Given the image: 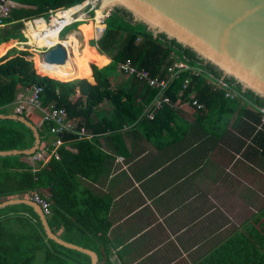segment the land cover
Here are the masks:
<instances>
[{
  "label": "trees",
  "instance_id": "1",
  "mask_svg": "<svg viewBox=\"0 0 264 264\" xmlns=\"http://www.w3.org/2000/svg\"><path fill=\"white\" fill-rule=\"evenodd\" d=\"M18 1L20 6L14 8L8 18V21H14L13 26L0 30V44L8 38L23 35V19L42 15L48 7L61 10L84 0ZM80 22L85 21L75 23ZM3 47H7V43ZM95 49V60L89 61L79 76L62 79L41 70L29 49L18 46L10 48L0 56V113H9L7 105L16 99L19 89L37 83L44 87L43 106L54 104L65 107L69 117L77 120L80 129L92 130L99 135L118 133L124 124L135 122L157 127L164 116L173 118L175 109L166 106L154 119L142 115L156 90L143 83L139 88L137 84L140 82L133 77L129 87L114 88L112 75L119 70L120 62L129 59L155 76L165 75L172 64L176 68L184 65L202 66L216 74H223L220 68L206 61L191 47L168 37L164 32L155 35L143 22H134L132 12L122 6H116L106 19L105 32L97 40ZM104 55L110 56L109 63V58ZM186 78L190 79V83L184 89ZM227 79L242 91V84L234 77L227 76ZM78 92L79 97L74 98ZM192 92L209 111L218 112L216 126L233 127L240 130L242 137L251 136L254 145L249 147L259 148L264 157V131L253 136L255 124L261 120V113L253 108V104L263 105L264 96L244 90V98H228L223 88H214L204 75H196L192 70H182L166 90L177 103L189 100ZM138 96L141 99L138 100ZM105 101L114 107L112 113L95 120V113ZM198 110L202 113L206 111ZM38 128L42 141L51 134L47 123ZM117 133L113 135L114 138L118 137ZM61 138L64 144L59 149L60 158H51L36 175L30 171V164L24 159L31 155L0 156V203L18 195L26 197L28 192L35 189L41 191L52 203L53 214L48 216L51 228L64 226L68 233H79L83 237V246L97 251L103 264H114L105 248L110 223L107 214L100 213L103 210L107 213V208L102 210L92 193L85 196L77 192L79 176L92 178L91 161L95 156L106 154L100 149L98 140H80L74 132L69 131L64 132ZM34 142L33 130L25 123L15 119H0V151L26 149ZM21 208L30 211L36 220L18 215L17 211ZM62 209L70 216H66ZM16 222L20 223V230H14ZM65 250H71L75 255ZM104 250L105 253H102ZM39 251L44 252L43 264H92V258L86 252L66 247L49 238L32 206L10 204L0 208V264H35ZM198 264H264V216L257 217L245 230L232 232L223 244Z\"/></svg>",
  "mask_w": 264,
  "mask_h": 264
},
{
  "label": "crops",
  "instance_id": "2",
  "mask_svg": "<svg viewBox=\"0 0 264 264\" xmlns=\"http://www.w3.org/2000/svg\"><path fill=\"white\" fill-rule=\"evenodd\" d=\"M13 24V20L7 19L0 30ZM21 31L28 34L26 25ZM18 37L3 40L0 46L12 44L0 56L20 43ZM74 40L75 48L72 47L71 52L78 58L82 72L89 61L95 60L96 47L84 49L89 44L80 27L74 29ZM34 47L29 48L33 54L37 52ZM104 56L111 60L110 56ZM132 82V77L119 70L112 75L114 88L129 87ZM137 86L141 88L142 84ZM23 88L7 105L9 113H16L15 102L26 87ZM79 95L80 92L74 98ZM113 109L105 101L95 113V120L112 113ZM173 113V118L164 116L157 127L128 123L118 133H102L90 139L98 140L106 155L95 156L91 161L92 178L79 176L77 192L85 196L92 193L100 208H107V213L105 210L100 213L107 214L110 223L105 248L114 264H198L232 232L243 231L257 217L264 216V157L259 148L249 147L254 145L252 137H242L240 130L233 127L216 126L217 111L206 108L202 113L191 104L182 103ZM20 115L37 126L43 120L42 111L35 107H29ZM116 133L118 137L114 138ZM53 140L54 135L50 134L45 140L41 139L40 145H51ZM33 154L24 159L36 175L45 165L33 162ZM33 167L37 168L36 172L32 171ZM33 191L41 193L35 189L26 197L18 195L10 199H29ZM17 212L36 220L24 208ZM20 228V223H14V230ZM52 230L59 237L60 232H67L64 226ZM95 252L98 264H103L99 253ZM36 259L43 263L44 252L39 251Z\"/></svg>",
  "mask_w": 264,
  "mask_h": 264
},
{
  "label": "water",
  "instance_id": "3",
  "mask_svg": "<svg viewBox=\"0 0 264 264\" xmlns=\"http://www.w3.org/2000/svg\"><path fill=\"white\" fill-rule=\"evenodd\" d=\"M107 7L122 6L132 12L134 22H143L155 35L164 32L191 47L206 61L216 65L225 76L234 77L245 90L264 96V0H102ZM69 51L62 42L42 52L43 62L65 63ZM0 119L25 123L34 133V145L26 149L1 150L0 156L36 152L41 144L38 126L18 113H0ZM34 207L49 238L86 252L92 264H98L97 253L59 237L49 225L41 206L26 198L0 203Z\"/></svg>",
  "mask_w": 264,
  "mask_h": 264
},
{
  "label": "built area",
  "instance_id": "4",
  "mask_svg": "<svg viewBox=\"0 0 264 264\" xmlns=\"http://www.w3.org/2000/svg\"><path fill=\"white\" fill-rule=\"evenodd\" d=\"M101 1L102 0H84L81 3L69 5L60 10V16H55L53 14L56 10L55 8L48 7L47 10L52 13L51 17L49 18V22L42 15L23 19L30 36V42L28 44L20 42L19 44H17V46L21 49H29L35 46V50L41 54L47 49L54 47L57 43L61 42V40H58L51 46H39L35 42H32L33 34L31 32V27L38 28L39 21L44 20L46 26L38 28L37 32L40 35H46L49 28H53L55 27V25L60 23L58 22V19L62 18V16L66 18L61 19L62 23L60 24L61 27L58 31L59 39L60 34L65 27L77 21H93L96 38L98 40L104 34L106 29V19L111 15L113 11L112 7H107L106 9L104 7H101ZM19 6L20 4L18 0H0V26L5 24L6 20L10 17L13 9ZM68 12L70 13L67 16ZM71 34H74V32ZM71 34H69V36L64 40H69ZM118 68L119 71L124 73L125 75L133 77L140 83H143L148 87L156 90L155 96L146 105L142 114L149 119H154L157 114L166 106H170L176 109L180 107L182 103H189L198 109H206V105L195 96V92H192L190 94L189 100L181 101L180 103L174 102L172 98L166 93L168 87L171 85L173 80L178 77L179 73L182 70H192L196 75H204L207 81L211 83L214 88H223L225 90V96H227L228 98H244L242 91H244L245 89L243 87L242 91L239 90L235 86V84L231 83L227 79V76H225L224 74H216L215 72L203 68L202 66L184 65L180 68H176V65L172 64L168 67L167 73L163 76L152 75L148 69L134 65L129 59L120 62ZM189 83L190 79L186 78L183 84V88H187ZM43 92L44 87L37 83L32 84L30 87H26L24 90L20 91L15 102L14 110L18 114H22L29 107H35L42 111L43 120L39 124V126H41L43 123H47L49 125L51 134L54 135V140L51 145H40L36 152L32 155V161H39L42 162L43 165H45L53 157L57 159L60 158L59 149L64 144V140L61 138L64 132H74L80 140L92 139L93 137L97 136V134L93 131L80 129L77 122L69 117L68 111L65 107H59L54 104H51L50 106H43ZM253 106V108L258 109V111L261 113L260 122L255 124L256 128L253 133L254 136L257 132L264 131V104H253ZM125 127L127 126L125 125ZM32 171L36 172L37 168L33 167ZM31 199L34 202L38 203L45 213H50L51 202L47 198L42 196L38 191L32 192Z\"/></svg>",
  "mask_w": 264,
  "mask_h": 264
},
{
  "label": "bare ground",
  "instance_id": "5",
  "mask_svg": "<svg viewBox=\"0 0 264 264\" xmlns=\"http://www.w3.org/2000/svg\"><path fill=\"white\" fill-rule=\"evenodd\" d=\"M76 8H74V9H76ZM70 12L67 13V16L69 15ZM62 18H66V17L62 16ZM62 18L58 19V22H60L59 24L55 25V27H53V28H49L48 29L46 35H40L37 32L38 28H42V27L46 26L44 20L39 21L38 28L31 27V32L33 34L32 42H35L39 46H45V45H47V46L50 45L51 46V45L55 44L58 40H60L58 38V31H59V28L61 27L60 24L62 23V21H61ZM61 42L67 45V48H68V51H69V57H68V60L65 63L50 64V63H47V62H43L42 59L39 58L38 55H35V57H36V60H39V62H40L39 63V68L41 70H43L45 72L48 71V73H50V74H52L54 76H57L59 78L68 79L71 76H77L79 74V72H80L79 65L76 62L78 60V58H76V56L73 54V51L71 52V48L72 47H73V49L75 48V45H74L75 44L74 34L70 35V39L69 40H61ZM4 45H2L1 48ZM1 48H0V54L1 53L3 54L4 53L3 50H5V47L2 48V51H1ZM76 53L80 54L79 51H77ZM78 57L80 58V55Z\"/></svg>",
  "mask_w": 264,
  "mask_h": 264
},
{
  "label": "rangeland",
  "instance_id": "6",
  "mask_svg": "<svg viewBox=\"0 0 264 264\" xmlns=\"http://www.w3.org/2000/svg\"><path fill=\"white\" fill-rule=\"evenodd\" d=\"M101 7H103L102 5H101ZM61 11L59 10V9H56L55 11H54V15L55 16H60V13ZM51 15H52V13L51 12H49L47 9H46V11L42 14V16H44V18L49 22V18L51 17ZM78 27H80L83 31H84V34H85V38H86V41H87V43L89 44L88 45V47H84V49H92V48H95L96 47V45H97V41H96V34H95V28H94V24H93V22H91V21H85V22H80V23H73V24H71V25H69V26H67V27H65L63 30H62V32H61V34H60V40H64L65 39V37H67V35L69 34V33H73L74 32V29H76V28H78ZM18 39L20 40L19 42H21V43H25V44H28L29 43V39H30V36H29V33L28 34H24L23 33V35L22 36H19L18 37ZM11 42H9L8 43V46L7 47H5V50H7V48H9L10 46H11ZM0 48H1V46H0ZM5 50H3V52H5ZM36 54H38L37 52H35V54H32L33 56H32V58L36 55ZM39 56H40V53H39ZM76 62H79L78 60L76 61ZM86 61H85V59H84V61H83V63H85ZM110 62V61H109ZM108 62V63H109ZM39 60H37V65H38V67H39ZM107 63V64H108ZM81 67H82V65H81ZM80 68V67H79ZM48 72V71H47ZM80 72H81V70H80ZM92 75V74H91ZM90 75V76H91ZM90 76H89V78H90ZM76 77V76H75ZM42 126V125H41ZM50 136V135H49ZM33 146V145H32ZM60 235H61V237L62 238H64V239H67V240H69V241H72V242H74V243H77V244H80V245H82L83 246V244H82V236L79 234V233H77V232H72V233H68V232H60ZM71 237V238H70ZM71 239V240H70ZM67 253H69V254H72V255H75V253L74 252H72L71 250L69 251V250H65ZM107 251H108V249H107ZM104 253H105V251H104ZM82 259V258H81ZM35 264H43V263H39V260L38 259H35Z\"/></svg>",
  "mask_w": 264,
  "mask_h": 264
},
{
  "label": "clouds",
  "instance_id": "7",
  "mask_svg": "<svg viewBox=\"0 0 264 264\" xmlns=\"http://www.w3.org/2000/svg\"><path fill=\"white\" fill-rule=\"evenodd\" d=\"M38 127H39V126H38ZM39 193H40V192H39ZM40 194H41V193H40ZM41 195H42V194H41ZM42 196H44V195H42ZM44 197H45V196H44ZM45 198H47V197H45ZM29 199L32 200V199H31V196H29ZM47 199L49 200V198H47ZM32 201H33V200H32ZM49 201H50V200H49ZM50 202H51V201H50ZM37 204H38V203H37ZM51 207H52V203H51ZM41 208H42V207H41ZM42 210H43V209H42ZM43 212H44V211H43ZM44 214H45L46 217L49 216V215H51V214H52V208H51V211H50L49 214H47V213H45V212H44ZM47 219H48V217H47Z\"/></svg>",
  "mask_w": 264,
  "mask_h": 264
}]
</instances>
